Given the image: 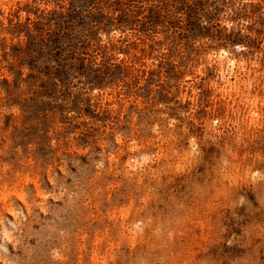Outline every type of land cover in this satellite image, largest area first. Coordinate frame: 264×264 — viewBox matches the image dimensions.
Segmentation results:
<instances>
[{"label":"rangeland","instance_id":"rangeland-1","mask_svg":"<svg viewBox=\"0 0 264 264\" xmlns=\"http://www.w3.org/2000/svg\"><path fill=\"white\" fill-rule=\"evenodd\" d=\"M0 264H264V0H0Z\"/></svg>","mask_w":264,"mask_h":264},{"label":"bare ground","instance_id":"bare-ground-1","mask_svg":"<svg viewBox=\"0 0 264 264\" xmlns=\"http://www.w3.org/2000/svg\"><path fill=\"white\" fill-rule=\"evenodd\" d=\"M223 55H225V54H223ZM228 55V54H227ZM222 60V58L219 60V61H221ZM229 63V62H228ZM190 156V155H189ZM192 156V155H191ZM231 177V176H230ZM233 177V176H232ZM5 235V234H4ZM6 237V236H5ZM8 238V237H7Z\"/></svg>","mask_w":264,"mask_h":264}]
</instances>
